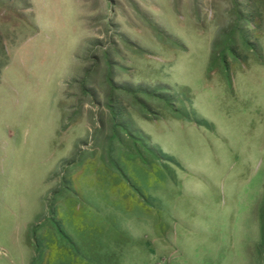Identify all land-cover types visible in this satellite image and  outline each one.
<instances>
[{"label":"rangeland","instance_id":"1","mask_svg":"<svg viewBox=\"0 0 264 264\" xmlns=\"http://www.w3.org/2000/svg\"><path fill=\"white\" fill-rule=\"evenodd\" d=\"M0 264H264V0H0Z\"/></svg>","mask_w":264,"mask_h":264}]
</instances>
